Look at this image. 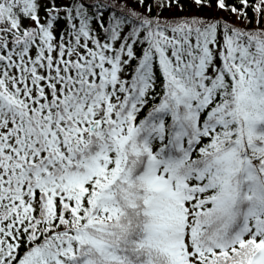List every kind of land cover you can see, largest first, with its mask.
<instances>
[{"label": "snow or ice", "instance_id": "6c2138e0", "mask_svg": "<svg viewBox=\"0 0 264 264\" xmlns=\"http://www.w3.org/2000/svg\"><path fill=\"white\" fill-rule=\"evenodd\" d=\"M0 264H264V0H0Z\"/></svg>", "mask_w": 264, "mask_h": 264}, {"label": "trees", "instance_id": "16d2710c", "mask_svg": "<svg viewBox=\"0 0 264 264\" xmlns=\"http://www.w3.org/2000/svg\"><path fill=\"white\" fill-rule=\"evenodd\" d=\"M187 7V6H186ZM195 12V9L194 8H189L188 11H186L185 13H177V14H192Z\"/></svg>", "mask_w": 264, "mask_h": 264}]
</instances>
